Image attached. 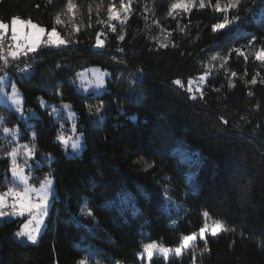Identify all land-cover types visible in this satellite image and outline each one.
<instances>
[{"label":"trees","instance_id":"obj_1","mask_svg":"<svg viewBox=\"0 0 264 264\" xmlns=\"http://www.w3.org/2000/svg\"><path fill=\"white\" fill-rule=\"evenodd\" d=\"M174 2L132 0L120 41L121 26L108 21V8L120 11V0H74V15L67 13V0H0L3 22L16 16L46 31L55 25L70 41L59 51H38L28 75H10L24 117L0 104V192L13 187L7 154L16 144L34 148L30 158L17 155L30 182L50 174L54 188L36 244L13 236L24 218L0 222V264H137L147 243L178 246L182 236L216 219L224 228L207 238V253L195 252L196 264H264V62L254 58L264 44V0H241L229 17L242 19L217 33L212 25L225 14L214 10L216 0H205V8L194 0L189 12L176 9L169 16ZM97 33L105 41L102 49L94 46ZM91 66L108 71L106 87L99 94L79 93L73 81ZM201 75L206 78L195 100L172 83ZM62 103L69 104L82 133L83 148L75 156H67L57 139L68 127L61 130L50 115ZM2 142L8 147L1 152ZM233 169L252 181L243 211L232 196H218L222 177ZM192 259L189 252L152 264Z\"/></svg>","mask_w":264,"mask_h":264},{"label":"snow or ice","instance_id":"obj_2","mask_svg":"<svg viewBox=\"0 0 264 264\" xmlns=\"http://www.w3.org/2000/svg\"><path fill=\"white\" fill-rule=\"evenodd\" d=\"M51 2V0H49ZM241 0H226L225 3H221V0H216V3L214 5V10L218 13L225 14L223 17V20L221 22H217L212 25V32L217 33L218 30H223L226 28H229L232 25H235L237 21H240L242 18L237 14L229 17L230 10L237 11L239 10ZM132 0H120V11H114L113 8L115 5L110 6L108 8V21H118L119 25L121 26V32L118 34L117 39L120 41H123L125 39V35L123 34V27L126 25L128 20L130 19V16L133 12V9L131 7ZM195 6L194 0H178V2H174L171 4L168 15L173 16V11L176 9H183L185 13L189 12L193 7ZM206 5L205 0H200L199 7L205 8ZM77 5L74 3V0H67V6L66 10L69 14H75L74 9H76ZM99 5L97 6L99 10ZM147 11V9H145ZM89 11H91V8H89ZM62 13H57L55 17V24L59 25L62 23L61 20ZM154 23H156L154 21ZM19 25H24L30 29H32L31 32L25 34L23 39L25 40L24 43H15L14 45H10V50L7 51L5 54L4 51V43L6 39V34L9 31H11V40L12 41H19L21 39V36L19 34ZM74 27V31H78V29ZM108 28L111 32H116L117 28L113 26L111 23L108 24ZM185 29L180 28V31L183 32ZM45 33V28L38 26L36 23H33L30 19L29 20H23L19 17L13 16L10 20V26L8 23L3 22L0 20V70L6 69L9 64L8 58L10 57L12 60H17L21 56L27 57L29 53H36L37 49L42 46H52L56 48H60L61 46L67 45L70 41L64 38H61L60 33L57 31L55 25L51 28V31L47 32V40L41 42L40 37L42 34ZM101 34L97 33V38L95 41V47L96 48H104L105 47V41L104 39L100 38ZM249 45L252 44V41L249 40ZM159 47L163 48L166 47L164 44H160ZM117 51H124L122 48H117ZM234 51L238 55H244L243 52H241L240 48L234 49ZM254 58L257 61L264 62V44L261 45L259 49H257L254 53ZM212 60H216L217 56L213 55L211 57ZM247 59V57H245ZM21 71H25V69H21ZM104 73H99L96 75V87L101 88L103 87L104 83ZM235 75V73H233ZM6 77L0 76V81H4L6 83ZM205 79V76L200 77V81H203ZM172 83L176 86L182 87V83L180 79H176L172 81ZM192 81L189 80V88L187 89L188 92L192 91L191 85ZM257 79L254 76L251 80V84H256ZM261 83H264V81H261ZM233 85L231 81H229V87L231 88ZM199 90V89H198ZM219 91V90H217ZM252 93L249 92V95ZM6 97V99H5ZM191 99L195 100V96H191ZM11 102V105L15 106L16 112H22L21 108V99L20 94L17 91L15 85H13V90L11 94H7L3 91L2 88H0V104H7V102ZM42 107H47L46 104L41 102ZM70 106L67 104L63 105L64 109H68ZM96 114H101V107H97L95 110ZM57 109L53 108L50 115H57ZM34 115V114H33ZM133 121H135L136 117L132 116L130 117ZM99 124L103 123V119L101 118L98 121ZM227 123V121H225ZM4 133L7 135L10 133V130L8 128H4ZM57 139L61 142V144L67 145L68 140L62 135H58ZM27 149V146H23ZM82 147L80 138H76L71 143V148L75 152H78L79 149ZM34 153V148L27 149L25 155L28 157H31ZM11 157V172L13 177V187H9L7 191L0 193V220H11L14 217L23 216L25 213L28 214L30 219L22 225L21 230L17 231L15 233V237L18 238H26V241L31 244L37 243V235L42 230V225L44 224V218L46 212L49 210L50 207V201H49V192L51 190L52 180L49 177H46L39 185L38 188L30 186L28 176H26L24 167H21L17 163V155L18 151L17 149H13L12 152L7 154ZM50 175V174H49ZM235 175L245 176L243 171L241 169H233L229 172H227L222 177V183L220 185L218 196L223 199H229V196L223 195V191L228 189L230 186V181ZM251 188H252V181H251ZM253 192V188H252ZM9 197H11V201H9ZM10 209V210H9ZM89 215L92 213L89 212ZM203 216L207 219L209 218V213L204 212ZM213 227L210 230V235L212 237H216L217 234L224 228V225L222 223L221 219H216L212 221ZM206 228L205 227L200 228L199 230V240L204 242L203 248L201 251L203 253H207L209 251L208 247V241L206 239ZM23 242V241H22ZM193 249V259L192 264H196V256H195V249H196V236L195 234L192 235H184L181 238V244L180 246L176 247L174 250H171L167 247H164L162 245H158L157 243H149L143 246V255L146 256L147 260L151 262V260L154 257L155 253L161 254L166 260L169 259L170 254L174 253L175 257L181 258L182 255L188 250ZM137 255H141V253H138ZM77 264H86V261L84 259H81L77 261Z\"/></svg>","mask_w":264,"mask_h":264},{"label":"rangeland","instance_id":"obj_3","mask_svg":"<svg viewBox=\"0 0 264 264\" xmlns=\"http://www.w3.org/2000/svg\"><path fill=\"white\" fill-rule=\"evenodd\" d=\"M175 2H178V0H175ZM71 15H72V14H71ZM33 23H34V22H33ZM8 24H9V26H10V22H9ZM38 26H39V25H38ZM40 27H41V26H40ZM18 28H19V34H20V36H21V39H20L19 41H12V40H11L13 45H14L15 43H17V42H19V43H24L25 40L23 39V37L25 36V34H27V33H29V32L32 31V29H30V28H28V27H26V26H24V25H19ZM49 31H51V30H49ZM47 32H48V31L45 30V33L41 35L40 40H42L44 37H47ZM8 34H9V37H10V39H11V31H10V27H9ZM99 73H104V74H105V75H104V83H103V87H101V88H97V87H96V75H98ZM1 76H4V77L7 78V79H6V83H5L4 81H0V88H2L3 91L6 92L7 94H11V93H12L13 85H15L17 91H18L19 94H20L22 112H19V113L16 112V111H15V106L11 105V102H10V101L7 102V104H4V105L10 106V107H11V108L17 113L18 116L24 117V116H25V113L23 112V107H22V95H21L20 90L17 88V86H16V84L14 83V81L11 80L9 74H3V75H1ZM201 76H205V75H201ZM201 76H198V77H195V78L188 79L186 82L182 83V88H183V90L187 91V89L189 88L188 81L191 80V81L193 82L192 85H191L192 91L189 92V94H191L192 96L199 95V94L201 93V91H202V88H203V85H204V81H205V79H204L203 81H200V77H201ZM108 77H109V76H108V71H106V70H104V69H102V68H100V67H98V66H91V67H88V68H86V69L80 71V72L77 74L76 79L73 81V83H74L75 89H76L79 93H83V94H86V93L99 94V93H101V92L105 89L106 84H107V79H108ZM205 78H206V76H205ZM198 89H199V90H198ZM187 92H188V91H187ZM5 99H6V97H5ZM64 104H67V103H62L61 108L56 107V106L53 107V108L58 109V111H57L58 114L55 115V118H56L57 121L60 122L61 125H63V126L61 127V130H62L64 127H66V126L68 127V132H65V131L63 130V131L60 133V134H62V135L68 140L67 145L62 144V148H63L64 153H65L67 156H75V155H78V154L81 152L82 148H83L82 133H81V131H78V130H77V127H76V115H75V113L72 112V111L70 110V108H68V109H64V108H63V105H64ZM67 105H69V104H67ZM0 122H1V118H0ZM9 130H10V133L7 134V135H11V140H14L15 137H16V135H13V131H11V129H9ZM3 133H4V130H3ZM4 135H6V134L4 133ZM7 135H6V136H7ZM76 138H80V140H81V144H82V147L79 149L78 152H75V153H74V150L71 148V143H72ZM4 143H5V142H2V145H3V146H2V150H1V152L4 151V150H6L7 147H8V146H7L6 144H4ZM60 143H61V142H60ZM8 145H10V144H8ZM20 146H21V145L16 144V145H15L14 147H12V148H13V149H17V151H18V155H19V156H24L25 153H26V151H27V149H26V148H22V147H20ZM0 148H1V143H0ZM13 149H12V151H13ZM12 151H11V152H12ZM19 156H17V163H18V157H19ZM25 156H26V155H25ZM27 157H28V156H27ZM29 158H30V157H29ZM18 164H19V163H18ZM19 165H20V164H19ZM20 166H21V167H24V169H25V173H24V174H25L26 176H28L30 186H32V187L38 188L39 185H40V183H41L46 177H49V178L52 180L51 190H50V192H49V201H50V205H51V203H52V198H53V194H54L53 178H52L49 174H47V175L44 177V179H43L39 184H33L32 182H30V179H31V176H32V175L30 176V174L27 173L25 165H20ZM10 175L12 176L11 167H10ZM12 178H13V177H12ZM0 193H1V192H0ZM8 199H9V201H11L12 198L10 197V198H8ZM49 208H50V207H49ZM9 210H10V209H9ZM48 211H49V210H48ZM48 211H47L46 214H45L44 224L42 225V230H41V232L38 233V235H37V241H38V239H39L40 234L42 233V231H43L44 228H45V225H46V217H47ZM19 217H20V218H24V220L22 221L20 227L14 232L13 236H14V238H15L19 243H21V244H31V243H28V242L26 241V238H18V237H15V233H16L17 231H20L22 225L25 224V223L30 219V217L28 216L27 213H25L23 216H19ZM14 218H16V217H14ZM14 218H12V219H14ZM12 219H11V220H12ZM2 221H3V220H0V222H2ZM212 221H213V220H209L208 222H206V224H207V228H206V232H205L206 239H207L208 237H212V236L210 235V230H211V228L213 227ZM222 223H223V222H222ZM206 224H205V225H206ZM205 225H204L203 227H205ZM223 225H224V224H223ZM199 230H200V229H199ZM199 230H198L197 232H192V233L187 234V235L195 234V236H196V249H195V252H200L201 247H202V244L204 243L203 241H200V240H199ZM221 231H222V230H221ZM221 231H220V232H221ZM220 232H219V233H220ZM219 233H218V234H219ZM218 234H217V235H218ZM212 238H213V237H212ZM22 241H23V242H22ZM153 242L157 243L158 245H162V246H164V247H167V248H169V249H171V250H174L176 247L180 246V245H178V246H175V247H169V246H166V245H164V244L158 243V242H156V241H152V242H149V243H153ZM149 243H147V244H149ZM193 251H194L193 249H188L183 255H186V254H188L189 252H190V253H193ZM140 253H141V255H138V256H137V264H152V263H153L154 261H156L157 259H162V260L166 261V259H165L161 254H159V253H155L153 259L151 260V262H149V261L147 260L146 256L143 255V248H142V250H141ZM183 255H182V256H183ZM173 256H175L174 253L170 254V257H173ZM170 257H169V258H170ZM167 260H168V259H167Z\"/></svg>","mask_w":264,"mask_h":264},{"label":"built area","instance_id":"obj_4","mask_svg":"<svg viewBox=\"0 0 264 264\" xmlns=\"http://www.w3.org/2000/svg\"><path fill=\"white\" fill-rule=\"evenodd\" d=\"M46 40H47V37H44L41 40V42L46 41ZM10 45H13V44H12V41H11L8 33H7L5 43L3 45L5 54L7 53V51L10 50V48H9ZM43 49L56 50V51L58 50L59 51L62 49V46L60 48H56V47H52V46H42V47L37 49V52L40 50H43ZM36 53H29V55L27 57L21 56L20 59H17V60H12L9 57L8 58V60H9L8 67L6 69L0 70V76L3 74L16 75V76L28 75L32 70V65H33L32 57ZM0 64H2V62H0ZM21 69H25V71H21Z\"/></svg>","mask_w":264,"mask_h":264},{"label":"clouds","instance_id":"obj_5","mask_svg":"<svg viewBox=\"0 0 264 264\" xmlns=\"http://www.w3.org/2000/svg\"><path fill=\"white\" fill-rule=\"evenodd\" d=\"M223 195L232 196L236 205L243 211L248 207L252 196L251 179L248 177L235 175L230 181L228 189Z\"/></svg>","mask_w":264,"mask_h":264},{"label":"crops","instance_id":"obj_6","mask_svg":"<svg viewBox=\"0 0 264 264\" xmlns=\"http://www.w3.org/2000/svg\"><path fill=\"white\" fill-rule=\"evenodd\" d=\"M9 35V34H8Z\"/></svg>","mask_w":264,"mask_h":264}]
</instances>
